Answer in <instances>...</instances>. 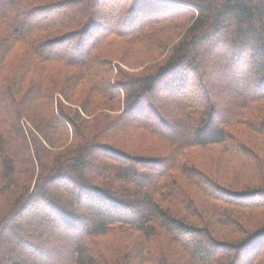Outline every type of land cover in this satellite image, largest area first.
<instances>
[{
	"label": "trees",
	"instance_id": "16d2710c",
	"mask_svg": "<svg viewBox=\"0 0 264 264\" xmlns=\"http://www.w3.org/2000/svg\"><path fill=\"white\" fill-rule=\"evenodd\" d=\"M0 264H264V0H0Z\"/></svg>",
	"mask_w": 264,
	"mask_h": 264
}]
</instances>
